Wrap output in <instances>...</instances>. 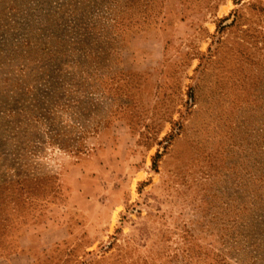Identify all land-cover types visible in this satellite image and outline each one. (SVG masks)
<instances>
[{
    "label": "rangeland",
    "instance_id": "obj_1",
    "mask_svg": "<svg viewBox=\"0 0 264 264\" xmlns=\"http://www.w3.org/2000/svg\"><path fill=\"white\" fill-rule=\"evenodd\" d=\"M0 264H264V0H0Z\"/></svg>",
    "mask_w": 264,
    "mask_h": 264
}]
</instances>
